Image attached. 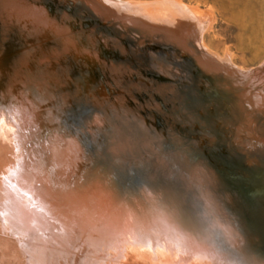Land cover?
<instances>
[{
	"label": "rangeland",
	"instance_id": "rangeland-1",
	"mask_svg": "<svg viewBox=\"0 0 264 264\" xmlns=\"http://www.w3.org/2000/svg\"><path fill=\"white\" fill-rule=\"evenodd\" d=\"M77 48L88 58L63 76L59 57ZM20 112L21 156L0 150V264H161L112 251L117 218L100 199L142 203L199 245L205 264H231L167 217L177 203L202 217L188 190L194 168L235 198L206 189L212 205L225 215L240 205L252 230L263 228L264 0H0V132ZM53 162L63 190L43 193ZM95 186L94 199L75 197ZM201 221L223 233L229 225Z\"/></svg>",
	"mask_w": 264,
	"mask_h": 264
},
{
	"label": "water",
	"instance_id": "water-1",
	"mask_svg": "<svg viewBox=\"0 0 264 264\" xmlns=\"http://www.w3.org/2000/svg\"><path fill=\"white\" fill-rule=\"evenodd\" d=\"M115 17L121 23L128 22L127 19H125L121 15H116ZM130 24L134 28H139L138 24H136L134 21H131ZM59 58L60 61H62L64 67L60 71L62 75H66L70 78L71 76H73L74 78L76 76V69L74 67V64L87 59L88 55L85 54V51H81L79 48H77L73 53L69 55H62ZM158 66L161 67V65ZM242 77H245L249 83L251 82V78L247 75H243ZM93 87L89 85L88 90H92ZM60 89L62 91L64 90V88L62 87H60ZM72 91V99H77L78 94H76L75 88L72 89ZM117 112H119L118 109ZM62 126H64V124ZM127 171L124 175L128 177L130 173L129 171ZM191 172L192 178L191 181H188V190L190 192L189 194L194 193L191 195H196L195 197L198 198V206L201 211L200 215L202 216L201 218L205 219V221H208L210 223L209 225H211L210 227L218 225L217 223L221 225L222 223L224 224L229 222V225H223V227L225 226L226 231L223 233V231L220 229L216 230L205 227L200 217H195L188 214L186 208L178 203L176 204L177 209H174L172 212L169 209L166 210L168 214L167 217L184 233L192 236L194 240L203 247V249H211L212 251H215L218 255L224 258L226 262H229L231 264H264V225L262 224L260 226L257 223L260 228H263L258 232H254V230H252L251 224L249 225L246 220V215L241 214L244 213V211L242 210V208L244 209V207L240 205L239 211H237L236 213L232 212L225 215L222 205L216 204V202H213L212 205V202L210 198L208 199L206 192L210 189L209 191H214V194H217L218 198L220 197L221 201L224 200L227 201V204L229 202L234 204L235 198L214 190L216 184H223L222 178L218 175H215L213 179H210L209 175L206 172H201L200 170L195 168L192 169ZM143 179H146V181H150L147 177H143ZM153 180L155 181L152 183V186L153 188H155V191H166L163 183L166 184L167 182L164 181V179L162 180L156 178L152 179V181ZM122 183L125 186H128L127 179L125 180L123 178ZM120 189L122 190V188ZM167 192L169 193L171 201L175 202L174 196H171L172 191L168 190ZM165 205L166 204H164V206ZM261 214V218H263L264 221V199L260 202L259 215ZM238 216L240 217V219H238Z\"/></svg>",
	"mask_w": 264,
	"mask_h": 264
},
{
	"label": "bare ground",
	"instance_id": "bare-ground-1",
	"mask_svg": "<svg viewBox=\"0 0 264 264\" xmlns=\"http://www.w3.org/2000/svg\"><path fill=\"white\" fill-rule=\"evenodd\" d=\"M178 12H182V10H179ZM20 114L22 115V118L16 117L13 119V123L11 122L13 124V128H8L9 130L6 134L0 132V150H5L1 153V157L5 159L12 156L17 158L21 156L18 154V150H16L18 145L16 141L20 138L18 136L17 126L22 127L24 125L25 117L23 112H20ZM27 118L30 122H33L31 116H28ZM42 165H45V163ZM54 166L55 171L52 172L54 177L46 174L43 176L44 178H41V180L45 183L44 186L38 185V188H40L43 193H49L52 189L55 190H52L53 193L63 190L55 183L54 178L58 177L57 174L54 175L57 170L56 163H54ZM13 178L12 180H14ZM8 182L9 181H7V184ZM78 189L82 190L84 194L79 196L75 195L76 198L80 196L83 198L89 194L90 198L94 199L95 193L97 194L99 192V188L97 186H95L94 189H91V191L86 190L84 187H79ZM65 191L74 193L69 188ZM109 200L110 201H101L100 199L99 201L97 200L98 202L95 201V204L98 205L100 209L107 210L109 212L108 215H110L111 218H117V220L114 219L115 221L113 226L109 227L107 232L108 235L112 236L109 244L112 251L131 256H135L136 254L142 255V253L148 254L150 255L148 258L149 263H153L155 258L160 261L161 264H171L173 262L174 264H189L186 257H191L192 263L190 264H205L203 258H207L209 255H206L204 252V254H202L201 247L196 245L193 241L188 242L185 241V239L179 241L169 227H165L164 224L162 225V223L159 222L154 211L149 210L142 203H138L135 200H131L129 203L125 201L122 203H115L111 199ZM81 218L85 222L84 217ZM212 258L217 260L216 257ZM213 262L211 263L215 264Z\"/></svg>",
	"mask_w": 264,
	"mask_h": 264
}]
</instances>
